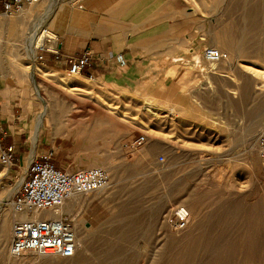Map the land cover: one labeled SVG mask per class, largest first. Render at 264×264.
Masks as SVG:
<instances>
[{"label": "rangeland", "instance_id": "rangeland-1", "mask_svg": "<svg viewBox=\"0 0 264 264\" xmlns=\"http://www.w3.org/2000/svg\"><path fill=\"white\" fill-rule=\"evenodd\" d=\"M63 2L49 0L44 13ZM181 5L192 14L193 52L182 46L165 63L166 77L187 82L182 98H162L152 89L119 91L96 79L46 71L7 42L9 23L0 27L5 99L26 103L39 133L46 125L57 166H102L111 177L109 189L66 200L75 205L62 214L76 219L78 236L86 240L75 256L16 258L9 252L16 218L9 202L23 168L6 171L0 163V201L11 220L9 228L0 223V244L6 240L0 264H264V159L258 150L264 129V0ZM218 38L234 43L235 56L223 46L228 60L210 70L202 51L216 47ZM35 64L34 82L28 73ZM138 134L147 143L130 151L125 144ZM178 206L191 213L180 230L172 224Z\"/></svg>", "mask_w": 264, "mask_h": 264}, {"label": "crops", "instance_id": "crops-1", "mask_svg": "<svg viewBox=\"0 0 264 264\" xmlns=\"http://www.w3.org/2000/svg\"><path fill=\"white\" fill-rule=\"evenodd\" d=\"M183 2L80 0L72 4L66 0L57 5L52 14L51 30L57 40L48 42L50 48L59 49L62 57L56 58L53 51L47 50L38 66L49 72L67 73V56H79L90 49L93 60L80 75L82 78L96 79L119 91L152 89L162 98H182L181 87L187 82L166 77L168 64L165 62L177 58L182 46L188 45L193 52L195 40L189 34L194 22L188 21L192 14L181 5ZM118 53L124 55L125 63L117 60ZM2 91L0 89V151L14 144L19 166L25 168L32 158L42 159L51 138L46 136L44 125L34 147L29 128L33 123L31 108L23 102L6 100ZM5 200L8 202L4 199V206ZM7 218L2 224L7 223L9 228L11 220ZM5 245L6 240H3L0 248Z\"/></svg>", "mask_w": 264, "mask_h": 264}, {"label": "built area", "instance_id": "built-area-1", "mask_svg": "<svg viewBox=\"0 0 264 264\" xmlns=\"http://www.w3.org/2000/svg\"><path fill=\"white\" fill-rule=\"evenodd\" d=\"M41 0H0V14H13L37 4ZM57 40V35L45 39L38 48L37 61H43V52L53 51L56 58L62 54L58 48L48 46V42ZM202 57L209 69L221 61L228 60L227 52L214 46H207L202 51ZM120 63H125L122 53L116 55ZM93 53L86 49L79 56H67V74L81 75L91 66ZM145 134H138L130 139L125 147L136 150L147 143ZM259 155L264 159V129L258 137ZM55 151L52 148L42 156V159L32 158L27 166L20 170L17 176L19 188L10 201L13 212L23 214V218H15L12 224L11 244L9 252L13 257L20 258L26 254L39 256H59L71 258L77 250V237L74 222L69 216L60 213L59 216L48 215L56 212L70 198L91 194L109 189L111 177L108 170L102 166L82 167L72 170L61 168L54 162ZM0 163L6 171L21 168L15 156V145L9 144L0 151ZM47 213V214H46ZM176 229L187 226V214H177L172 220Z\"/></svg>", "mask_w": 264, "mask_h": 264}, {"label": "bare ground", "instance_id": "bare-ground-1", "mask_svg": "<svg viewBox=\"0 0 264 264\" xmlns=\"http://www.w3.org/2000/svg\"><path fill=\"white\" fill-rule=\"evenodd\" d=\"M49 0H41L39 1L37 4L25 9L24 11L20 12V15H18V18H14V19H10L8 21H3V19H0V27L4 28L5 26H8V23L10 25V27H12L11 31L9 32V35L7 36V42L9 41L11 43V45H14V47L16 46L18 48V50H20L23 55L22 57H27L33 60V62H35V58H37L36 56V52L38 51V48L41 47L44 44V41L46 38L48 37H54L56 36L52 30H51V20L53 18L52 13L55 11L56 7H49L48 10L49 11H45L44 13V8L47 6ZM59 9V8H57ZM58 11V10H57ZM57 13V12H56ZM56 15V14H55ZM55 17V16H54ZM43 19L44 21L42 22H38V23H34V19ZM32 22V31H30L28 33V35L24 36L25 34V30H26V24L28 22ZM48 23L49 27L44 28V25ZM31 24V23H29ZM31 27V26H30ZM30 29V30H31ZM27 31V30H26ZM216 33V32H215ZM227 33V32H226ZM217 35V33H216ZM232 36V35H231ZM219 37V36H217ZM223 38V37H222ZM230 38V37H229ZM2 39V36H0V40ZM232 39V38H231ZM234 39V38H233ZM232 39V40H233ZM4 41V40H3ZM6 41V40H5ZM2 42V41H1ZM232 43V42H231ZM227 39L223 40V39H219L218 38V43L216 45L217 48H219L220 50L223 51V46L225 47V50L228 51V53L230 54V58H233L235 56V52H234V46L231 44ZM7 44V43H6ZM13 47V46H12ZM13 47V48H14ZM215 47V46H214ZM8 48V47H7ZM229 58V57H228ZM212 68H217L215 67V65H213ZM212 68L210 70H212ZM31 70L29 71L28 75L30 76V78H32V80L35 82L36 80L34 79V73L37 71V66L36 64L31 66L30 68ZM37 73V72H36ZM92 79V78H89ZM6 86V88H8V85H6V83H2L1 84V89ZM5 90V89H4ZM3 90V91H4ZM6 91V90H5ZM45 105V104H44ZM47 106V105H46ZM147 106L150 107H155L154 104H147ZM47 108V107H46ZM152 109V108H151ZM44 111V110H43ZM42 111V112H43ZM45 113V112H44ZM47 113V112H46ZM50 113V112H49ZM48 113V114H49ZM43 114V113H41ZM44 116V115H43ZM41 118V117H40ZM45 118V117H44ZM41 121H43L41 119ZM40 123V122H38ZM42 123V122H41ZM29 124V123H28ZM40 125V124H39ZM38 125H34L33 123L29 124V128H30V133H31V138L33 143H37L36 141L39 140L40 138V133L38 132L39 127ZM41 129V128H40ZM40 131V130H39ZM82 202V201H81ZM10 203V202H9ZM75 205V204H74ZM74 205H69L68 203H66V201L64 202V204L62 206H60L59 210H57L56 212L52 213V212H48V215H53V216H58L57 213L60 212H64V211H71V209L74 207ZM187 214V220H188V224H189V220L191 217V213L190 210L188 209V207L186 206H178L177 209L175 210V216L177 217V214ZM47 214V213H46ZM12 215L13 217H17V218H23L25 217V215L23 214H15L12 210ZM8 213L6 212V210L2 207V202L0 201V223L2 220H5L8 217ZM8 219V218H7ZM74 221L76 222L75 218H73ZM72 219V220H73ZM81 220V218H80ZM78 224V223H77ZM188 226V225H187ZM187 226L185 228H187ZM75 232H76V237H77V248L79 247H84L83 245H85L86 240L84 238H80L78 235V230L77 227L75 225ZM183 228V229H185ZM180 230V229H178ZM193 232H190L191 236H192ZM82 237V236H81ZM4 245V244H3ZM86 246V245H85ZM77 251V250H76ZM76 254V253H75ZM27 255V254H26ZM25 255V256H26ZM53 255H48V256H41L44 258H48L51 257ZM75 256V255H74ZM7 259H11L8 258ZM11 263V262H10Z\"/></svg>", "mask_w": 264, "mask_h": 264}]
</instances>
